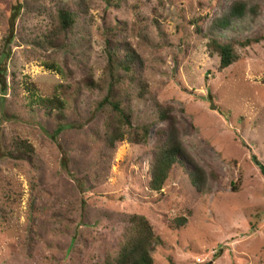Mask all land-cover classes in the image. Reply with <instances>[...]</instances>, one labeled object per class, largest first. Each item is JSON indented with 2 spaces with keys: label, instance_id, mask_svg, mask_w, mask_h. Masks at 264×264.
I'll list each match as a JSON object with an SVG mask.
<instances>
[{
  "label": "rangeland",
  "instance_id": "1",
  "mask_svg": "<svg viewBox=\"0 0 264 264\" xmlns=\"http://www.w3.org/2000/svg\"><path fill=\"white\" fill-rule=\"evenodd\" d=\"M76 1L0 0V264H105L131 214L146 216L163 241L154 264H264V175L253 161L264 163V40L238 46L239 60L220 71L219 57L189 24L207 15L206 31L236 0H123L118 7L92 0L70 34V52L34 47L55 8ZM245 1L260 14L223 39L264 34V0ZM108 27L124 30L144 58L148 92L140 99L136 81L130 105L135 123L153 122L148 145L126 135L108 147L104 117L95 112L99 93L81 84L88 73L102 75ZM26 82L37 95L66 101L61 133L57 119L31 103ZM157 102L172 108L210 192H199L182 165L162 193L149 189L155 131L167 125ZM17 136L33 144V163L6 156ZM178 216L187 223L173 227Z\"/></svg>",
  "mask_w": 264,
  "mask_h": 264
},
{
  "label": "trees",
  "instance_id": "2",
  "mask_svg": "<svg viewBox=\"0 0 264 264\" xmlns=\"http://www.w3.org/2000/svg\"><path fill=\"white\" fill-rule=\"evenodd\" d=\"M91 1L77 0L74 6L67 2L57 6L54 13L50 14L47 30L42 34V38L33 40V46L54 52H70L75 46V43L70 40V34L80 17L89 13L92 7ZM103 1L107 7H118L123 0ZM28 2L29 0H17L19 4ZM259 14L258 5L249 4L245 0H236L228 11L211 21L206 31H203L200 23L208 18L207 15L194 17L189 24L194 27L198 35L206 39L209 54L219 57V70L221 71L239 60L238 46L246 48L264 40V34L246 39L237 37L223 39L221 33L234 30L239 26L237 22H243L247 18L254 20ZM103 35L107 60L102 75L96 79L94 74L88 73L81 79V84L86 89L99 93L95 112L104 117L103 131L108 147L115 146L117 142L124 140L126 135L132 143L148 145L153 122L135 123L130 105V89L136 81L139 82L138 97L140 99H143L148 92V82L142 78L140 73L144 68V58L128 40L124 30L108 27ZM2 55L3 50L0 48V56ZM44 65L48 69L62 72V68L54 61H46ZM25 86L30 94L31 103L37 104L46 116H54L57 119L55 133H61L65 129L66 101L57 95L52 97L37 95L33 82H26ZM156 104L158 119L167 121V125L155 131L156 141L152 146L153 155L149 167L151 175L149 189L162 193L175 166L182 165L188 169L192 184L199 192H210L207 173L194 160L181 140L177 119L171 113L172 108L160 102ZM35 155L33 144L18 136L13 138L11 146L6 150V156L17 162L33 163ZM253 161L264 175V163L256 155H253ZM128 222L129 226L116 255L107 257L105 264H154L153 251L163 241L156 234L153 224L146 216L140 214H131ZM186 223V216H178L171 222L173 227H181Z\"/></svg>",
  "mask_w": 264,
  "mask_h": 264
}]
</instances>
